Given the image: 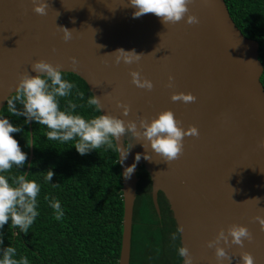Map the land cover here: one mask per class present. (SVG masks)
Returning <instances> with one entry per match:
<instances>
[{
  "label": "water",
  "instance_id": "1",
  "mask_svg": "<svg viewBox=\"0 0 264 264\" xmlns=\"http://www.w3.org/2000/svg\"><path fill=\"white\" fill-rule=\"evenodd\" d=\"M33 3L0 0V111L20 75H35L31 65L43 59L82 77L102 111L125 121L126 131L116 142L122 149L130 145L120 164L124 218L119 264L131 263L142 164L151 176L157 211L161 191L176 227L182 226L181 245L188 248L192 264H242L244 251L254 264H264V229L256 219L264 218V64L260 42L243 33L226 0H192L189 12L199 21L193 24L185 19L164 24L151 12L133 17L129 0H47L44 14L35 12ZM63 28L71 31L70 39H63ZM117 48L135 49L140 59L116 63ZM132 70L153 87L133 84ZM174 92H191L196 99L173 101ZM165 109L183 128L198 129V135L183 138L182 153L171 161L150 148L141 127V121ZM32 122L26 174L34 157ZM129 122L136 124L135 131L127 130ZM137 153L141 157L125 178L124 168ZM232 224L245 225L251 240L245 238L242 245L231 237L218 240L217 233L223 230L227 236ZM217 247L225 250L224 257H217Z\"/></svg>",
  "mask_w": 264,
  "mask_h": 264
},
{
  "label": "trees",
  "instance_id": "2",
  "mask_svg": "<svg viewBox=\"0 0 264 264\" xmlns=\"http://www.w3.org/2000/svg\"><path fill=\"white\" fill-rule=\"evenodd\" d=\"M230 13L243 33L260 42V59L264 64V0H226ZM64 78L74 81L85 93L81 101L74 94L60 98V107L66 99H73L84 107L76 112L86 118L95 115L86 105L92 95L87 82L73 72H65ZM264 84V72L261 77ZM17 109L23 105L16 103ZM22 131L12 135L18 140L27 158L21 167L13 165L12 175L26 173L31 154L30 121L25 117L8 113L7 103L0 117ZM34 157L28 179L41 185L37 196L39 215L24 234L18 228L5 224L0 229V250L11 245L17 249L16 258L26 256L29 264H119L123 238V180L118 152L102 146L84 155L77 153L72 141L61 144L50 141L46 126L32 122ZM51 168V182L43 176ZM137 197L134 208V225L130 264H183L177 254L181 245L180 233L176 240V223L163 192H159L158 212L151 195L152 180L145 166L138 172ZM53 183L55 186H53ZM59 200L64 215L56 219L50 201Z\"/></svg>",
  "mask_w": 264,
  "mask_h": 264
},
{
  "label": "clouds",
  "instance_id": "3",
  "mask_svg": "<svg viewBox=\"0 0 264 264\" xmlns=\"http://www.w3.org/2000/svg\"><path fill=\"white\" fill-rule=\"evenodd\" d=\"M192 0H129L130 5L135 9L133 17H139L145 13H153L161 19L164 24L175 23L185 19L186 23H198V17L189 12L188 5ZM47 8V0H34L33 9L39 14H44ZM71 38V31L63 28V39ZM115 62L123 61L131 64L140 59L141 54L135 49L125 50L117 48L114 51ZM72 68L76 67V58H70ZM35 75L25 72L20 75L15 86L14 93L7 97V111L15 116L23 115L25 123L35 121L39 125L47 128L45 133L50 141H58L61 144L72 141L77 153L84 155L91 150L100 149L106 146L120 154L117 163L123 164L127 158L128 148L123 149L116 143L126 131L125 121L110 113L102 111L100 100L95 95H89L86 105L96 113L88 118L76 112L77 107H84L73 99H66L65 107H60V98L73 96L81 101L85 99V93L77 88L74 81L64 78V70L59 64L40 59L31 65ZM132 83L138 87L151 89L152 81L142 78L136 70L130 71ZM172 77H169V81ZM171 86V85H170ZM171 99L191 102L196 97L191 93L174 92ZM23 105L22 110L17 109L16 103ZM129 111L128 105L125 106V113ZM143 137L149 142L150 148L160 155L165 161L177 158L183 151V138L187 135H198V129L194 125L187 128L181 126L173 111L165 109L159 112L150 121H141ZM136 124L129 122L127 130L135 131ZM20 126L10 122L8 117H0V229L7 223L13 228H18L20 232L27 234L29 227L39 215L37 196L41 190V185L34 179L26 178V173L12 175L9 170L13 165L21 167L27 153L21 149L18 140L12 135L21 132ZM139 135V134H137ZM260 146L264 148V140L260 141ZM141 157L140 153L135 155L131 165L124 168V177L129 178L136 167V162ZM148 159V154H144ZM54 175L51 168L43 176L45 182H51ZM53 186L55 184L53 183ZM50 206L55 210L56 219L62 218L63 209L59 200L50 201ZM262 229H264V218L256 217ZM182 232V226L178 225L176 232L172 233L175 241L178 234ZM231 242L242 245L244 239L251 240V233L245 225L232 224L225 232L220 230L217 239H228ZM2 243V241H0ZM212 246V242H209ZM17 249L8 245L0 250V264H29L26 256L16 258ZM177 254L183 258V264H192V256L186 246L177 247ZM217 257H224L225 250L216 248ZM242 264H254L251 253L244 251L241 254Z\"/></svg>",
  "mask_w": 264,
  "mask_h": 264
},
{
  "label": "flooded vegetation",
  "instance_id": "4",
  "mask_svg": "<svg viewBox=\"0 0 264 264\" xmlns=\"http://www.w3.org/2000/svg\"><path fill=\"white\" fill-rule=\"evenodd\" d=\"M167 203H168V201H167ZM168 205H169V203H168Z\"/></svg>",
  "mask_w": 264,
  "mask_h": 264
}]
</instances>
